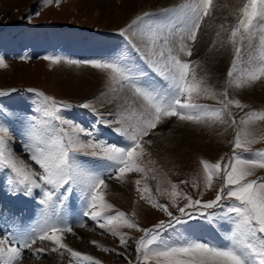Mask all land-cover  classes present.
Returning <instances> with one entry per match:
<instances>
[{"label":"snow or ice","instance_id":"1","mask_svg":"<svg viewBox=\"0 0 264 264\" xmlns=\"http://www.w3.org/2000/svg\"><path fill=\"white\" fill-rule=\"evenodd\" d=\"M214 8V0H182L158 13L142 12L118 29V36L125 41L126 55L114 50L105 59L67 60L72 65L87 64L102 71L114 93H129L130 106H137L134 119L124 114L101 113L91 101H85L78 107L93 115V123L84 126L64 114L76 105L58 101L44 92L35 93L40 99L31 113L8 112L0 107V174L7 177L6 185H0V193L6 190L10 198L30 200L41 211L40 221L31 228L21 226L16 232L0 228V264H21L26 252L37 259L59 253L68 257V264H102L65 242L66 234L75 235L74 227H85L84 223L73 225L59 215L61 206L66 208L70 199H79L83 217L117 237L121 247L127 248L128 237L120 228L143 233L135 245L136 264L152 258L157 264H264V178L248 179L253 170L264 169V149L253 152L249 145L259 141L248 139L247 132L242 139L240 132L255 121L264 122V111L246 113L238 123L231 107L243 110L246 106L229 96L230 88L244 89L264 79V34L260 36L259 66H251L256 59L251 54L245 59L257 24L264 22V0H246L236 10L238 22L230 28L220 26L228 33L221 46L230 44L234 54L226 87L221 92L205 86L190 70L199 63L190 59L198 32ZM134 35L137 39H133ZM216 35L219 37L220 32ZM45 59L60 62L56 57ZM6 67L5 58L0 56V68ZM7 95L8 92H0V96ZM202 95L216 100L220 107L196 103L195 99ZM171 118L195 125L228 124L236 130L232 155L215 163L199 161L204 190L214 192L212 199H193L178 192L177 184H171L168 196L171 207L178 208V215L169 205L153 199L151 190L147 186L141 188V180L137 179L136 191L141 199L168 217L151 227H141L124 211L114 210L105 201L104 190L109 187V180L124 182L131 174L146 172L142 160L150 155L145 145H150L151 140L145 138L156 134L158 127ZM15 124L20 125V146L31 163L16 154L13 133L17 130L11 127ZM105 129L116 133L119 143L101 138ZM236 149L242 151L238 153ZM244 152L250 156H244ZM214 179L222 181L218 190L214 188ZM193 187L198 185L194 182ZM178 197L187 201L183 207L178 206ZM218 213L222 214L219 218ZM3 216L4 209L0 208V218ZM220 219L230 225L226 233L230 243L226 246L181 239L179 233L177 239L165 238L166 233L176 232L178 227L185 231L192 227L210 228L219 224ZM202 220L207 223L201 224ZM45 242L51 247L45 246ZM91 243L104 252L114 251L95 240Z\"/></svg>","mask_w":264,"mask_h":264},{"label":"rangeland","instance_id":"2","mask_svg":"<svg viewBox=\"0 0 264 264\" xmlns=\"http://www.w3.org/2000/svg\"><path fill=\"white\" fill-rule=\"evenodd\" d=\"M181 2L182 0H58L57 3L56 0H0V56L5 58L8 65L6 68H0V92L9 93L7 96H0V107L8 112L31 113L38 106L40 99L35 93L44 92L58 101L76 105L77 107L66 110L64 114L84 126L90 127L93 123V115L88 110L78 107L85 101H91L101 113L112 112L134 117L133 110L137 106H130L129 93H114L108 87L106 75L102 71L87 64L72 65L67 63V60L105 59L114 50L126 55L125 41L123 37L118 36V29L128 25L142 12L158 13ZM245 2L246 0H214L213 13L205 17L198 32L193 56L190 59L199 63L193 64L190 70L194 72L198 81H203L205 86L217 92L223 91L226 87L227 72L234 55L230 44L221 46L219 43L228 35L220 26L224 25L225 28L234 26L238 22L236 10ZM217 32H220L219 37L216 35ZM262 34L264 22H259L252 45L245 56L246 60L249 54L256 58L253 67L259 66L261 53L259 43ZM133 39L137 37L134 35ZM253 42H256V45L258 42V46ZM25 57L27 59H24ZM45 57L60 58V62L53 63ZM30 89L32 91H29ZM229 96L232 99H239L246 106L243 110L231 107V112L238 123L246 113L264 111L261 105H249L238 94L233 93L232 88L229 89ZM195 102L220 107L216 100L208 96L202 95L196 98ZM173 122L181 121L171 118L158 127L156 134L145 138L150 139L151 144L145 145L150 155H146L142 160V166L146 169L144 174H131L124 182L109 180L107 181L109 187L104 190L105 201L110 203L114 210L124 211L127 217L141 227H151L160 220H167L168 217L141 199L140 193L136 191L137 179L141 180V188L147 186L151 190L150 195L153 199L169 205L170 210L178 215V208L171 207L168 196L172 190L171 184H177L178 192L191 195L193 199H212L214 192L204 190L203 170L199 161L207 159L215 163L222 157L227 160L232 155V141L236 130L228 124L213 123L206 126L182 122L200 133L192 149H189L177 146L179 144L177 141L166 140L169 137V124ZM253 123L255 124L253 127L248 128L246 125L240 132L242 139L247 132L250 133L248 139L259 141L249 145L255 152L264 149V140H260V137L264 136V122ZM11 127L17 130L13 133L16 154L25 162L31 163L20 146L18 135L20 125L15 124ZM157 134L162 137H157ZM173 134L171 133L172 139L175 138ZM101 138L112 143H119L120 139L116 133L108 129L104 130ZM236 151L239 153L242 150ZM242 154L250 156L247 152ZM81 159L87 161L89 158ZM258 178H264V169H255L253 175L248 177L249 180ZM194 182L198 185L197 188L193 187ZM6 183L7 177L0 174V185ZM221 183L220 179H214V188L218 190ZM76 195L78 197L79 193ZM186 203V200L177 198L179 207ZM80 204L79 199H70L66 208L61 206L59 209V215L64 216L69 223L85 224V227H74L75 235L66 234L65 242L74 250L101 260L102 264H128V261L136 264L135 245L143 233L127 227L120 228V232L128 237L127 248L121 247L117 237H113L107 230L99 229L95 222L83 217ZM0 208L4 209V216L0 218V228L6 227L7 231L16 232L21 226L31 228L41 219L40 208L35 203L22 198H10L6 190L0 193ZM12 213L16 215L12 216ZM221 215L218 213V218ZM200 223L207 222L202 220ZM229 231L230 225L220 219L219 224H213L210 228L192 227L185 231L178 227L176 232L166 233L165 238L177 239L179 233L181 239L201 240L223 247L230 243L226 238ZM93 240L114 251H102L91 243ZM45 246L51 247L48 242H45ZM21 264H68V257H62L59 253H48L37 259L30 252H26ZM144 264H157V261L152 258Z\"/></svg>","mask_w":264,"mask_h":264},{"label":"bare ground","instance_id":"3","mask_svg":"<svg viewBox=\"0 0 264 264\" xmlns=\"http://www.w3.org/2000/svg\"><path fill=\"white\" fill-rule=\"evenodd\" d=\"M124 14H126V13H124ZM219 43H221V42H219ZM254 44L256 45V42ZM256 46H258V42H257ZM219 56H221V54H219ZM221 59H223V57H221ZM218 60H219V58H218ZM258 61L260 63V60H258ZM218 64L220 65V63H218ZM251 66L253 67L254 65H251ZM216 80H217V78H216ZM232 91H233V93L238 94L240 98L244 99V101H247L249 105H261V107H264L263 106L264 105V79H261L257 82H254L251 86L246 87L244 89H239V88L233 87ZM254 125H255L254 123H251L247 127L251 128ZM169 130H170L169 134H168L169 137L166 138V140L168 142H170L172 140L177 141V142H179V144L177 146H181V147H185V148L187 147L189 149H192V147L195 144L196 139H198V136L200 135V133L198 131H196L192 127L188 126V124L186 125L185 123H182V122H175V123L173 122L172 124H169ZM171 133H174L173 135L175 136L176 139L171 138ZM157 137H162V136L160 134H157ZM163 141H165V140H163ZM167 141H165V143H167ZM164 149H166V148H164Z\"/></svg>","mask_w":264,"mask_h":264}]
</instances>
